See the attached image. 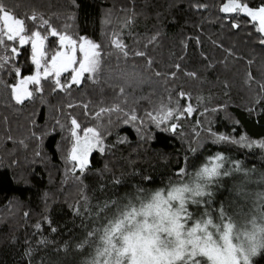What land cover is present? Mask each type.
Here are the masks:
<instances>
[{"label": "trees", "instance_id": "1", "mask_svg": "<svg viewBox=\"0 0 264 264\" xmlns=\"http://www.w3.org/2000/svg\"><path fill=\"white\" fill-rule=\"evenodd\" d=\"M227 2L4 0L28 32L39 30L46 37L49 56L60 50L58 36L50 34L56 28L99 44L101 66L99 83L86 73L80 85L65 92L52 78L42 79L39 86L28 84L33 96L19 104L13 86L35 73L31 45L3 37L0 264H80L90 248L81 252L76 245L106 222L117 203H126L140 188L171 189L217 154L264 172V149L217 140L224 135L264 142L261 33L255 30L258 22L243 12L221 11ZM238 2L264 6V0ZM236 23L239 28L232 27ZM114 34L127 46L128 57L114 47ZM137 51L145 55L135 56ZM133 66L142 83L125 82ZM117 85L125 87L124 95ZM162 103L174 113L183 111L157 127L149 114L157 115ZM100 109L106 111L97 118ZM133 114L137 121L126 122ZM70 118L80 124L79 134L95 128L104 142L105 152L93 150L84 172H73L68 159L74 143ZM172 124L176 131L163 130ZM253 264H264V253Z\"/></svg>", "mask_w": 264, "mask_h": 264}, {"label": "snow or ice", "instance_id": "2", "mask_svg": "<svg viewBox=\"0 0 264 264\" xmlns=\"http://www.w3.org/2000/svg\"><path fill=\"white\" fill-rule=\"evenodd\" d=\"M221 11L225 13H246L252 21L258 22L259 27L255 30L258 33L264 34V6L258 9H252L246 3L241 4L238 0H228L226 4L222 7ZM38 17L33 14L31 20L36 21ZM42 26H48L49 22L47 20L41 19ZM127 23V22H126ZM232 27L239 28L240 24H233ZM255 27V26H254ZM67 29V26H65ZM27 33V34H26ZM50 34L52 37H57L59 40V49L52 53L50 56L45 48L46 37L41 35V31L28 32L25 20L18 18L12 10L8 9L4 3V0H0V45L5 44L3 37L6 36L8 41H16L18 43L31 45V62L35 68V75H28L25 79H21L18 86H13V95L17 103H24L25 99H31L33 96V91H29L26 85L32 84L39 86L41 80L51 79V83L56 89L68 92L72 89L73 85H80L85 74H89V79L93 80L95 83H99V72L101 66V50L100 45L94 43L93 41L87 39L86 37L73 38L72 35L61 34L56 28L50 29ZM155 39V38H153ZM259 42L264 45V35L260 36ZM114 47L124 56L128 57L129 52L127 51V46L123 44L122 39L116 37L114 34V39L112 40ZM12 52H16V48L12 49ZM80 53V59L78 61L77 53ZM135 56H144V52H135ZM43 61V63H42ZM149 64L151 61L148 62ZM4 63L0 60V69L4 68ZM179 68V65L176 66ZM16 75L19 76L20 69L16 68ZM71 72V75H64ZM157 76L160 73H156ZM189 75H195L194 73H189ZM64 76L63 82L61 77ZM125 82H136L142 83L143 81L139 77V74L135 71L133 66V71L126 74ZM118 91L121 95L125 94V87L119 86ZM37 87L36 91H39ZM183 95V93H181ZM73 107V105H69ZM86 108L87 105H84ZM105 109H100L96 113L97 118L100 117L101 113L105 112ZM183 110H177L175 113L173 109L169 108L167 105H162L156 109L157 115L153 116L149 114L153 123L160 127L164 124L166 120L172 119L175 116L182 114ZM193 111L192 106L189 104L187 106L186 112L191 113ZM72 131L71 136L74 140L71 152L69 153L68 159L72 162V171L75 172L76 168H79L81 172H84L89 164V155L93 150H98L100 153L105 152V146L100 133L97 132L95 128H87L84 132L83 138L78 134L80 129V124L75 118H70ZM137 121L136 115H131L130 118L126 117V122ZM140 131L139 128H137ZM164 131H176V124H172L169 127L163 129ZM215 135V134H214ZM218 141L231 142L233 144H241L244 147L251 148L253 146H258L264 149V142H254L247 141L245 137H241L240 140H230L229 137L220 135L217 137ZM120 143L126 142V140L119 141ZM226 158L223 155L217 154L209 163L205 164L197 173L192 177L194 183V190L196 195L203 196V187L198 182L200 180L211 181L213 178L220 177L223 173L224 176H228L231 173L224 168ZM234 170L241 171L242 167L239 162H234ZM118 182V181H117ZM186 188H173L168 194L169 200H179V209L168 215L167 209H162L161 205L166 204L167 201L164 200L160 193H157L155 200V207L157 211H164L165 215L171 220L173 229L183 228L185 225L189 226V236L193 237L191 243L194 249L198 246L201 253L197 256L195 251H193L187 257H183L184 264H248L249 256L255 251L254 248H250L247 253L241 250V254L238 255L236 249L232 246L230 237L225 235L223 239L225 240V247L221 249L216 247L210 240L200 243L201 237L198 233L204 232L207 237L212 236V230L216 232L220 231V226L218 224H213V217L223 221L225 219L226 213L224 208H219L217 214L214 216L210 210L203 211L202 215L197 217L193 211L189 210V205L185 203L184 192ZM212 194L209 193L207 197L211 198ZM117 203V202H113ZM201 203H207L206 200H193L192 205H200ZM104 207H108L107 203ZM183 214V216H181ZM207 217V219H205ZM183 219V223H181ZM230 219V217L228 218ZM211 226V228H210ZM37 228L40 225L36 226ZM224 227L230 232L231 226L229 223H225ZM207 259H204V258ZM138 264V262H137ZM166 264H172L171 261H167Z\"/></svg>", "mask_w": 264, "mask_h": 264}, {"label": "clouds", "instance_id": "3", "mask_svg": "<svg viewBox=\"0 0 264 264\" xmlns=\"http://www.w3.org/2000/svg\"><path fill=\"white\" fill-rule=\"evenodd\" d=\"M241 172H244L243 168ZM223 176L222 173L211 181H198L203 187V196L196 195L192 179L176 184L171 189H138L131 198H126V203H117L116 209L106 215V222L101 223L82 243L76 245L81 252L85 247L90 248L89 254L81 257L80 264H166L167 261L184 264L183 257L193 251L200 256L199 247L194 249L191 243L193 237L188 234L189 226L173 229L168 215L179 209L180 201L169 200L168 194L173 188H186L183 194L185 203L191 204L193 200H203L209 193L213 194L212 186L220 183ZM244 177L245 181L264 184V172L256 177V181H252V176L247 173ZM245 181H237L232 193V198L237 203L232 210L224 209L225 219L221 221L213 217V224H218L220 231L211 229L210 238L204 232L198 235L201 237V244L210 240L221 249L225 247L223 237L228 235L238 255L241 250L247 253L250 248H254L255 251L248 260V264H253L254 258L264 253V189L254 194L247 192L243 186ZM157 193L167 201L161 208L167 209L168 215L164 211H157L154 200ZM104 208L101 209L102 212ZM225 223L230 224V232L224 227Z\"/></svg>", "mask_w": 264, "mask_h": 264}, {"label": "rangeland", "instance_id": "4", "mask_svg": "<svg viewBox=\"0 0 264 264\" xmlns=\"http://www.w3.org/2000/svg\"><path fill=\"white\" fill-rule=\"evenodd\" d=\"M243 14L246 15V13H244V12H243ZM258 27H259V24H258V26H256V28H258ZM261 35H264V34H261ZM249 38H250V36H249ZM80 55L81 54L78 52L77 53L78 61L80 59ZM34 75H35V73H34ZM26 87H28V85H26ZM79 135L83 138L84 133L79 134ZM91 153H90V155H91ZM90 155H89V157H90ZM207 162L209 163V161H206L205 164H207ZM234 162H236V161H233V160L231 161L230 159L225 160L224 168L227 169L231 174L228 176L221 177L220 178L221 182L212 186L213 187V194H212L211 198H209V197L204 198V200H206L207 203H201L198 206L192 205V204L189 205V210L193 211L197 217L201 216L203 211H205V210H210L214 216L217 214V211L219 208H224V209L227 208L229 210H232L236 206V203H237L236 200L232 198L233 190L236 187L237 181H245V177H244L245 173L252 176L251 177L252 181H256V177L260 173H257L255 171H252V170L245 168L240 162H239V164L244 169V172L235 171L234 170ZM193 176H194V174L192 176H190L187 180H191ZM243 186L245 187L247 192H250L253 194L256 191L264 189V184H260L258 182L245 181ZM154 189H158V188L156 187ZM154 189H151L149 191H152Z\"/></svg>", "mask_w": 264, "mask_h": 264}]
</instances>
